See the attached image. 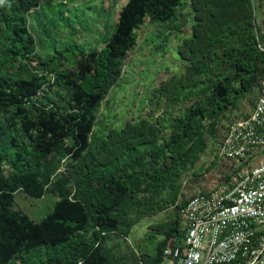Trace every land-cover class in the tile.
I'll return each instance as SVG.
<instances>
[{"label": "trees", "instance_id": "16d2710c", "mask_svg": "<svg viewBox=\"0 0 264 264\" xmlns=\"http://www.w3.org/2000/svg\"><path fill=\"white\" fill-rule=\"evenodd\" d=\"M40 1L0 0V146L13 150L0 155V174L3 161L11 168L0 175V264H113L106 237H127L140 219L173 203L179 185L164 204L147 195L165 191L178 166L194 156L205 121L224 116L264 80V54L256 47L264 32L254 25L253 0H188L190 33L176 50L182 72L158 88L169 103L188 104L183 115L166 136L161 120L141 118L92 139L96 113L120 78L135 31L146 19L175 21L182 0H126L102 47L53 50L24 77L10 71L34 51L27 21ZM49 75L67 94L65 108L38 104ZM19 190L35 199L49 191L57 202L34 222L12 209ZM185 202L163 231L173 238L169 245L180 241ZM167 246L163 241L152 260L144 255L135 264H160Z\"/></svg>", "mask_w": 264, "mask_h": 264}, {"label": "rangeland", "instance_id": "374dc122", "mask_svg": "<svg viewBox=\"0 0 264 264\" xmlns=\"http://www.w3.org/2000/svg\"><path fill=\"white\" fill-rule=\"evenodd\" d=\"M126 0H43L28 15L27 28L31 30L34 51L29 57L22 58V66L11 69L21 76H28L37 70L38 61L47 59L53 50H64L79 46L88 51L102 47L114 30L117 11ZM254 25L257 31L264 32V0H253ZM191 9L188 0H182L175 21L161 23L148 19L136 31V44L128 52L120 78L107 92L96 113L92 139L105 136L112 129H120L127 122L147 118L152 122L161 120L163 134L172 130L173 121L183 115L188 104L180 101L169 103L159 93V84L173 75L182 72L176 50L179 44L189 36ZM70 63L66 62L65 66ZM48 83L38 96V104H52L57 109L65 108L67 94L54 86L51 75ZM261 80L253 92L237 98L224 116H213L204 122L200 146L194 156L186 158L175 173L176 176L165 191H155L147 196L158 204H164L175 186L179 185V196L173 203H168L156 214L143 217L131 228L127 237L110 234L104 242V250L113 259V264H135L146 255L152 260L157 246L165 241L171 246L173 238H166V225L177 218L178 205L200 191H208L220 183L223 174L221 165L216 160V152L221 145L225 130L236 120L248 115L258 95ZM50 87V88H49ZM13 154L0 146L3 157ZM68 162H62L64 170ZM2 174L11 171L7 161L1 165ZM55 180V178H53ZM57 202L49 191L35 199L19 190L14 195L12 209L20 211L34 222L45 218ZM143 202V199H142ZM162 224V225H161ZM164 227V230H162Z\"/></svg>", "mask_w": 264, "mask_h": 264}, {"label": "built area", "instance_id": "2783aa9c", "mask_svg": "<svg viewBox=\"0 0 264 264\" xmlns=\"http://www.w3.org/2000/svg\"><path fill=\"white\" fill-rule=\"evenodd\" d=\"M256 42L264 54V42ZM216 153L225 166L220 183L186 200L180 241L163 250L160 264H264V80Z\"/></svg>", "mask_w": 264, "mask_h": 264}]
</instances>
